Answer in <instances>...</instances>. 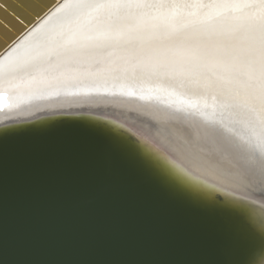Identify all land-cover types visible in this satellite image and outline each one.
Segmentation results:
<instances>
[{"label":"bare ground","instance_id":"obj_1","mask_svg":"<svg viewBox=\"0 0 264 264\" xmlns=\"http://www.w3.org/2000/svg\"><path fill=\"white\" fill-rule=\"evenodd\" d=\"M262 40L259 0H59L0 54V126L95 116L184 183L259 206L243 160L207 152L185 129L223 126L259 152Z\"/></svg>","mask_w":264,"mask_h":264},{"label":"water","instance_id":"obj_2","mask_svg":"<svg viewBox=\"0 0 264 264\" xmlns=\"http://www.w3.org/2000/svg\"><path fill=\"white\" fill-rule=\"evenodd\" d=\"M11 3L0 0V11H10ZM42 16L25 21L19 37ZM60 121L113 129L76 114L0 126V264H225L231 258L219 217L170 198L129 165L106 160L75 126L38 127Z\"/></svg>","mask_w":264,"mask_h":264},{"label":"snow or ice","instance_id":"obj_3","mask_svg":"<svg viewBox=\"0 0 264 264\" xmlns=\"http://www.w3.org/2000/svg\"><path fill=\"white\" fill-rule=\"evenodd\" d=\"M259 3L264 6V0H259ZM55 4L56 0H12L10 11H0V49L16 41L25 21L31 23ZM57 124L75 126L98 147L106 160L129 165L170 198L219 217L223 221L222 230L231 253V258L225 264H264V203L250 207L248 204L212 197L184 183L143 151L133 138L111 128L77 121H60L38 127L47 128ZM185 132L190 140L209 153H231L242 159L249 185L259 186L264 192V142L257 152L251 139H237L230 129L223 126L207 129L189 127ZM257 238L259 242L255 243Z\"/></svg>","mask_w":264,"mask_h":264}]
</instances>
